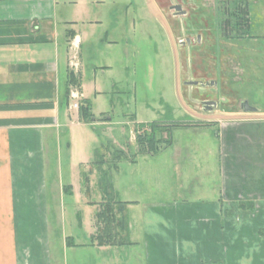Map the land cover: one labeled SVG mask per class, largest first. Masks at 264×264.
Wrapping results in <instances>:
<instances>
[{"label": "crops", "instance_id": "crops-1", "mask_svg": "<svg viewBox=\"0 0 264 264\" xmlns=\"http://www.w3.org/2000/svg\"><path fill=\"white\" fill-rule=\"evenodd\" d=\"M100 3L0 0V264H264V118L188 127L194 143L170 135L154 154L133 149L109 176L114 198L126 203L125 228L97 243L104 196H93L83 176L94 146L103 137L126 153L129 127L160 120H138L125 101L129 30L121 16L111 28L123 37L99 39L100 50L116 48L108 55L117 66L87 73L83 46L102 24ZM72 55L93 122L80 121L64 99ZM63 165L77 168L75 186L63 180ZM163 165L174 183L163 179Z\"/></svg>", "mask_w": 264, "mask_h": 264}, {"label": "rangeland", "instance_id": "rangeland-1", "mask_svg": "<svg viewBox=\"0 0 264 264\" xmlns=\"http://www.w3.org/2000/svg\"><path fill=\"white\" fill-rule=\"evenodd\" d=\"M100 1L94 8L102 24L91 28V41L83 46L84 57L89 60L87 73L95 72L98 76L105 71L100 65L117 66V58L113 60L108 55L116 48L107 50L103 44L100 50L99 39L104 38L105 32L107 36L113 33V19L121 16L129 30L125 38L129 39L130 94L125 101L129 99L131 112L138 120L160 119L155 123L156 135L161 139H170L171 135L185 146L195 142L188 127L213 126L239 116L264 118V0H247V27L238 30L227 23L234 5L230 4L232 0ZM174 5H180L186 14L174 16L170 10ZM111 37L123 35L117 31ZM186 81H211L216 85L201 88L187 86ZM202 101H214L217 107L205 113ZM241 101H247L258 112L243 113ZM141 132L140 127L133 126L126 130L128 145L123 147L127 159L133 157V149L138 151L136 137ZM117 147L103 137L94 146L91 154L94 160L83 172L88 183L92 182L93 196L95 193L104 196L100 188L104 182L98 181L102 175L107 177V183L110 181L115 164L113 150ZM161 169L163 179L172 180L171 171L164 165ZM122 175V172L114 175L116 182L122 180ZM186 176L182 173L180 180ZM62 177L75 186L79 172L75 166L63 165ZM149 198L161 197L156 193Z\"/></svg>", "mask_w": 264, "mask_h": 264}, {"label": "trees", "instance_id": "trees-1", "mask_svg": "<svg viewBox=\"0 0 264 264\" xmlns=\"http://www.w3.org/2000/svg\"><path fill=\"white\" fill-rule=\"evenodd\" d=\"M230 4L234 5L229 11V18L227 23L234 30L246 28L247 0H232V3ZM71 85H77L79 87L78 80L70 72L68 75V85L64 93V99L67 106L70 102L69 86ZM78 104V114L80 117V121L89 123L96 120L93 114L91 113V104L89 100L79 99ZM175 126L176 125H174V127ZM138 127H140L142 132L139 133L136 137V144L138 148V151L136 152L137 155L154 154L158 150L159 146L165 147L170 145L169 138L163 140L156 135L158 126L155 122L148 124L143 123L140 124ZM143 128H145L144 131ZM160 130H162V128ZM113 154L115 159L114 168L117 167L118 161H121L122 159H127V155L122 150L114 149ZM106 178V176L102 175V177L98 181L100 182V180H103L104 182L103 186L100 185V188H103L104 200L99 205L100 208L95 214V238L99 245L107 243V240L112 237L111 231L113 232L114 228H118L120 229V231L125 228V218L123 216V213L126 209V203H123L118 199L114 198L111 183L110 181L107 183ZM85 181H87L86 178H84V182ZM64 189L68 190L67 194H72L69 186L64 187ZM247 207L249 209H252V204H249Z\"/></svg>", "mask_w": 264, "mask_h": 264}, {"label": "water", "instance_id": "water-1", "mask_svg": "<svg viewBox=\"0 0 264 264\" xmlns=\"http://www.w3.org/2000/svg\"><path fill=\"white\" fill-rule=\"evenodd\" d=\"M170 10L174 11V16H184L186 14L185 11L182 10L180 5H174L170 7ZM186 43H189V40H186ZM182 44V43H181ZM185 85L187 86H199L201 88L206 87V86H211V85H216L215 82H201V81H186ZM202 110L207 113L211 112L212 110L216 109L217 104L214 101H202L201 103ZM240 110L243 113H257L258 109L255 107H252L249 105L247 101H241L240 102Z\"/></svg>", "mask_w": 264, "mask_h": 264}, {"label": "built area", "instance_id": "built-area-1", "mask_svg": "<svg viewBox=\"0 0 264 264\" xmlns=\"http://www.w3.org/2000/svg\"><path fill=\"white\" fill-rule=\"evenodd\" d=\"M68 67L70 69V72L75 76L78 72V60L75 55H72L71 59L68 62ZM80 99V95L78 93V86L77 85H71L69 86V100L71 101V107L74 110H78V101Z\"/></svg>", "mask_w": 264, "mask_h": 264}, {"label": "flooded vegetation", "instance_id": "flooded-vegetation-1", "mask_svg": "<svg viewBox=\"0 0 264 264\" xmlns=\"http://www.w3.org/2000/svg\"><path fill=\"white\" fill-rule=\"evenodd\" d=\"M202 107V106H201Z\"/></svg>", "mask_w": 264, "mask_h": 264}]
</instances>
